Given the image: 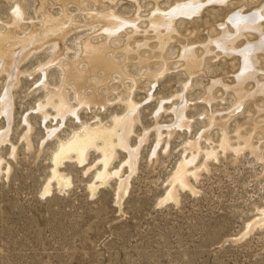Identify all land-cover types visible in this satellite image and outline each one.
I'll return each mask as SVG.
<instances>
[{"label": "rangeland", "instance_id": "374dc122", "mask_svg": "<svg viewBox=\"0 0 264 264\" xmlns=\"http://www.w3.org/2000/svg\"><path fill=\"white\" fill-rule=\"evenodd\" d=\"M68 1L65 6L75 19L73 27L65 29L66 36L64 32L52 37L61 41L67 59L79 57L83 37L96 36L102 24L106 27L104 20L89 18L85 10L112 8L127 19L139 15L140 28L138 33L134 27H125L126 31L119 30L114 37L108 38L104 32L95 37L100 43L110 39L106 55L119 63L124 74L112 72L102 83L105 70L99 67L85 80L79 88L87 93L99 90L94 99L98 104L79 107L70 90L78 115L55 117L56 110L47 106L49 117L44 121L39 110L46 98L45 85L53 88L61 84V71L52 62L51 42L29 45L30 49L26 46L22 53L21 46L16 47L14 73L0 72V98L10 89L13 102L10 118L0 111V264H264V139L259 132L254 133L252 142L257 147L252 150L236 133L241 127V134L247 136L254 132L255 122L264 124V91L256 90L264 79V37L251 41V52L245 58L255 71L245 80L251 95L237 108V93L227 84H234L242 72V54L221 52L215 46L209 51L205 48L220 25L240 9L251 13L262 8L263 19L254 18L253 29L247 30L258 36V28L264 31V0H202L197 13L177 17L178 31L162 60L155 51L154 32L144 29L157 2L167 10L182 0ZM17 8L24 13L20 31H16L19 36L44 27L47 15L63 16L60 1L0 0V31L9 29ZM126 34L133 36L128 50L123 49ZM240 38L237 44L243 42ZM184 44L196 48L197 56L205 60L201 71L192 76L180 59ZM85 65L81 68L87 69ZM149 69L161 74L153 78L147 74ZM210 86L211 102L206 99ZM129 98L139 104L134 132L129 136L131 147L138 148L135 170L126 163L129 151L116 146L109 170L120 169V176L110 175L105 183L100 182L96 176L103 168L102 155L90 147L86 162L80 164L72 153L71 159L64 158L58 164L71 183L59 185L52 176L60 140H67L86 124L112 125L114 116L126 114ZM184 101L190 127H175L169 132L168 126L176 122L173 108ZM210 114L223 119L221 126L216 121L210 123ZM222 127L232 138L233 147H219ZM196 139L202 150L189 165L190 170L198 168L186 177L191 187L177 185V200L165 199L178 164L192 156L187 142ZM212 146L216 154L207 156ZM126 176L129 183L122 191L120 180ZM48 183L52 190L43 193ZM92 183L98 184L93 191Z\"/></svg>", "mask_w": 264, "mask_h": 264}, {"label": "bare ground", "instance_id": "6f19581e", "mask_svg": "<svg viewBox=\"0 0 264 264\" xmlns=\"http://www.w3.org/2000/svg\"><path fill=\"white\" fill-rule=\"evenodd\" d=\"M56 1H60V3H61L63 16L60 15L61 17H58V18L57 17L56 18H50L51 16L47 15V17H46L47 21H44L46 23H44L45 25L43 24L44 27L42 26V28H39L40 30L34 29V30H29L28 32L25 31L24 36L17 35L16 31L17 30L20 31V29H18V27L22 26L21 23H22V21H24L23 20V14H24L23 11L20 8L19 9L17 8L18 10L14 16V22L9 25V29L6 30V28H5L6 31H4V32L0 31V72L3 70H9V72L11 71L14 73L15 64L18 60V55H17L18 52L15 51L16 47L21 46L20 52L22 53V51L25 50L26 46L28 49H30L29 45L32 46L33 44H37V43H41V44L43 43L42 45H44L45 43L51 42V44H50L52 47L51 53H53L52 55H54V58H55L52 62L55 63V65L58 66V68L61 71V84L57 87L53 86V88H50V86L48 87L45 85V87H46V98H45V101H43L39 104V110L41 112H43L42 114L44 117V121H45L46 116L49 117V115H47V113L45 112V108L47 106L52 107L56 110L55 117H56V115H59V117L63 118V116L67 113H73L74 115H78L77 110L82 105H89L90 106L91 105L90 103L98 104V102H95L94 99L99 96V94H100V92H98L99 90L95 89L93 92L87 93V92H85L83 87H82L83 89L79 88V87L84 85V82H86L85 80L88 77L95 75V70L99 67L103 68L105 70L104 76L102 78L100 77L102 83L105 82L106 80H108V78H109L108 76L112 72H115V71L122 72V70H120V65H118L119 64L118 62H117L118 63L117 64L114 61V59H112L110 56H109L110 58L107 57L108 54L106 55V53H108L107 51L110 50L109 48L111 47L109 45L110 39L109 40L106 39L105 42L102 41L100 43V42H97L95 40V37L97 35L102 34V32H104L105 36H107L108 38L113 36V35L116 36L115 34L119 33L118 32L119 30H121V32H122L128 27H134L135 30H137L136 32L138 33V30L140 28V26H139L140 23H138V20L140 21L139 15L136 18L134 17L133 19H127V18H123V17L118 16V14H116L114 12L115 9L113 10L112 8L111 9L110 8L105 9V10H99V11L95 10V8H94V10H92L93 8L91 10H89V9L87 11L85 10V14H87V16L89 18L104 20L106 23V27H104L103 24L100 22L102 24V26H101V28H99V30L96 31L97 32V33H95L96 36L91 35L90 37H88V36L83 37L82 43H81V52H80L79 57L70 60V59L66 58L67 53H65V50H64L65 48L60 46L61 41L60 42L53 41L52 37L55 36L57 38V36L58 37L60 35L63 36L66 33H68V31H65V29L67 27H70V26L73 27L72 22H74L75 19H74V17H72V14L68 13L69 12L67 9L68 5L65 6V4L67 3L66 1H68V0H56ZM69 1H71V0H69ZM213 1H220V0H213ZM76 3L78 4V2H76ZM158 3L159 2H157V5H155V6L153 5L155 8L152 9V11H151V15L149 17V23H148L149 25H147L148 26V27H146L147 29L145 28L144 30L146 32H148V30H151L154 32L155 37L157 38V49H155V51L158 50V53L160 55L158 57H160V59H161L162 56L165 55L164 51H165V49L168 48V44L173 39L174 34H176V32L178 31V28L176 27L177 17L181 16V15L192 16V14L197 13L199 11V8L201 7L202 0H182V1L177 2V4L175 6H171L167 10L162 9ZM48 4L49 3H47L46 5H48ZM80 4H82V3H80ZM95 5H97V3ZM82 7H83V5H82ZM202 7H203V5H202ZM45 8H46V6H45ZM244 11L245 10L240 9L239 11H235L234 13H232V15L228 18L227 22L220 25V29L214 34L215 36L214 37L211 36L212 38L210 37L209 38L210 41H207V44L205 45V48L207 49V51H209L211 49V47L215 46L216 48L221 50V52H226V53L239 52L242 54V56L244 58L243 59L244 60V68L243 69L241 68L242 72L240 71V73L238 75H236V82L234 84H227V87L234 88V90L237 93L239 102L236 105V108L238 106H240L241 103L245 102V100L248 98V96L251 95V91H249L248 89L245 88V80L248 79L249 77H252L253 73L255 72L253 70V65L250 63V61L245 59L249 55L248 53L251 52V48H250L252 46L251 41L255 40L256 38L262 39L264 37V35H262L264 33V31L261 28H258V30H257V31H259L258 36H256V34L252 30L247 31L250 28L253 29L252 28V26H253L252 20H254V18L257 21L259 18H262V15H261L262 14V8L259 10H255L251 13H245ZM72 19H74V21ZM101 24H99V26ZM95 26H98V24L94 25L93 28ZM259 26H261V25H259ZM5 27H7V26H5ZM131 34H126L128 39H127L126 44L124 43L125 44L123 47V49L125 48L124 50H128L129 44H131L130 43V38L132 36ZM240 37H244V38H240ZM238 38H240V40L244 39L241 44H239V43L237 44L236 40H238ZM60 40H62V38ZM262 41H264V40H262ZM145 43H147V42H145ZM261 43H264V42H261ZM42 45L40 47H42ZM138 45H139V43H138ZM34 46L35 45H33V47ZM258 47H260V46H258ZM195 49H194V47H190L189 45L184 44L182 47V53L180 56L181 61H183L182 66L190 76L199 73L201 71L200 69L204 67V66L202 67V65H203V61H205V60L203 58L197 56ZM252 49H253V47H252ZM118 50H120V49H118ZM118 50H116V51H118ZM257 60H259V59H257ZM146 61L149 62L148 59ZM254 61H256V60L254 59ZM50 63H51V61H50ZM82 63L83 64L86 63L85 66H87V69L81 68ZM162 63L166 64V61L162 62ZM165 67H167V66H165ZM153 71H151L149 69V70H147V72H148L147 74L153 78L158 77L161 74V72H159L160 73L159 74V73L153 72ZM122 74H124V73L122 72ZM12 77L14 78L13 75H12ZM15 78H16V75H15ZM100 78H99V80H100ZM92 80H94V79H92ZM132 80L133 79H131V81ZM258 80H260V79H258ZM134 81L135 80H133V82ZM90 84H91V81H90ZM68 87H69V90L67 89ZM133 88H134V84L129 90L130 97H131V93L133 92ZM259 89L261 91H264V79H263V81H261V83L256 88V90H258V91H259ZM9 90L10 89H8L6 91V93L3 94V96L0 98V111H2V113H5V115L7 117L10 116V113H11L10 110L12 109L11 106L13 103ZM70 90H72V92L74 93V97L78 101L79 107H75L71 103V100L69 98ZM207 90L208 91H207L206 99L211 102V100L214 98L213 87L210 86ZM126 103H127L126 114L121 115V116H114V118L112 120L113 121L112 125H106L102 122H98L95 125L86 124V125H83L81 127V129L76 131L67 140H60V143L58 146L59 147L58 151H57V153L54 154L55 156H54L53 161L55 163V167L53 168V176H52L57 180V183L59 185L65 186L66 184L69 185L71 183H70L69 177L65 176L64 174H62L58 170V167H57L58 164L60 165L64 158L71 159L72 153L76 154L75 158L77 159V161L80 164L86 162L87 151L90 147H95V149L99 150L101 152V155H102V158L100 159V161L102 162L103 168H102V170H100L97 173V176H96L100 182L104 181L103 183H105L106 182L105 180L110 175H117V176L119 175L120 176V169H117L114 171L109 170V165H110V163H111V161L115 155L116 146L123 147L129 151V158L126 161V163L130 166V170H133L135 168L133 166H134V163L136 161L135 159L137 157V149L138 148L134 149L131 147V145L129 143V136H130V133L134 132L133 131V125H134V121L136 119L135 115L138 112L139 104L135 103L131 98H129L126 101ZM186 105L187 104L184 101L179 106H175L173 108V111L175 112V115H176V122H175V124L168 126L169 132L171 130H173V128H175V127H184V126H186L187 128L190 127V120L187 118V116L185 115V112H184ZM102 106H104V105H102ZM208 118H209V121L211 124L215 123V121H216L221 126V124L223 122V119H218L214 114H210ZM25 121L27 122V118H25ZM27 124H28V122H27ZM253 126H254V128L253 127L252 128H253L254 132L251 131L252 133L250 132V134H248L247 136L241 134V132H240L242 129L241 127H239L237 129V132H236L237 133V139L243 141L244 146H249L252 148V150L256 149L255 147H257L252 142L254 133L259 132V134L262 135L261 138L264 139V124H261L257 121L253 124ZM55 129L56 128L49 129V134L50 135L53 134ZM227 132L228 131L226 130V128L224 129L222 127V135H221V140L219 142V147H221V148L233 147V145H232L233 143L231 141L232 138L229 136V134ZM26 134H28V131L26 132ZM169 134H171V133H169ZM145 135H146V133H145ZM145 135L140 138L141 142L145 139ZM157 135H158V138L160 139V137H161L160 128L157 130ZM158 143H159V141H158ZM157 144H156V146H158ZM186 147H187V150L192 152V154H191L192 156L190 157V159L189 158L184 159L180 162V164H178V167L175 170V172L173 173L171 180H170L171 181V189L169 190V192L167 194V198H165V199L171 198L172 200H174V199L177 200V197H176L177 196L176 195L177 194L176 193V188H177L176 186L177 185H179L182 188L183 187H191L188 184L186 177L189 173L195 174V172L198 168H196V169L194 168L193 170H190L189 165L192 164L194 159H196L198 153L202 150V146H201L199 139H196V140L187 142ZM215 152L216 151H215L214 147L212 146L211 149L207 150L206 154H207V156H213L216 154ZM116 153H117V151H116ZM1 169L2 168L0 167V170ZM130 176L131 175H129V177ZM129 177L126 176L125 178L120 180V187H119L120 190H122V191L127 190V183H129L128 182ZM103 183H101V184H103ZM97 185H98L97 183H92L90 185V189L93 191L97 187ZM49 190H52V189L49 188V183H48L45 186L43 193H45L47 191H48V193H50ZM262 214H264V211L262 212ZM259 220H261V219H259ZM261 221H264L263 216H262ZM252 223L253 222H251V224ZM260 223H262V222H260Z\"/></svg>", "mask_w": 264, "mask_h": 264}]
</instances>
